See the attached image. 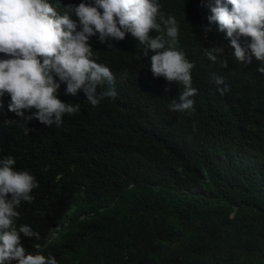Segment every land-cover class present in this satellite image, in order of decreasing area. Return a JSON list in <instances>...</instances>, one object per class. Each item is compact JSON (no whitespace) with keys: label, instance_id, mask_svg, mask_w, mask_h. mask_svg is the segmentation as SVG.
Returning <instances> with one entry per match:
<instances>
[{"label":"trees","instance_id":"trees-1","mask_svg":"<svg viewBox=\"0 0 264 264\" xmlns=\"http://www.w3.org/2000/svg\"><path fill=\"white\" fill-rule=\"evenodd\" d=\"M48 2L63 14L82 0ZM158 2L195 65L193 110H169L183 86L153 76L151 53L141 55L130 34L90 38L117 96L93 107L61 83L57 98L80 108L59 127L24 122L8 111L9 94L0 96V159L14 157L39 185L17 209L16 226L40 238L22 236V244L58 264H264V62L235 60L225 32L209 25L214 0ZM209 47L223 49L216 62ZM212 73L224 77L223 94Z\"/></svg>","mask_w":264,"mask_h":264},{"label":"clouds","instance_id":"clouds-1","mask_svg":"<svg viewBox=\"0 0 264 264\" xmlns=\"http://www.w3.org/2000/svg\"><path fill=\"white\" fill-rule=\"evenodd\" d=\"M67 7L71 14L58 13L48 0H0V53L4 54L0 56V96L9 94L8 111L24 122L35 119L59 127L64 114L74 115L80 108L78 103L57 98L61 83L71 96L82 91L93 107L104 97L115 98L114 74L96 62L89 40L95 36L103 44L123 40L126 34L144 45L141 55L151 53L153 76L183 86L169 110H193L192 97L198 91L192 86L195 65L177 47V21L165 16L158 0H82ZM209 7V25L215 22L225 32L235 60L248 64L254 56L264 62V0H214ZM210 30L204 28L205 33ZM207 49L205 55L212 62L223 52L221 47ZM220 64L227 68V59ZM257 70L264 73V67ZM210 77L217 86L224 85L218 88L222 94L228 90L224 77L214 73ZM105 84L107 89L98 94L97 87ZM32 109L35 111L26 115ZM30 130L25 127V134ZM14 164L10 155L0 159V264H58L55 257L29 253L22 244V236L40 238L30 226H16L17 209L34 199L32 190L39 185L32 174L16 170Z\"/></svg>","mask_w":264,"mask_h":264}]
</instances>
